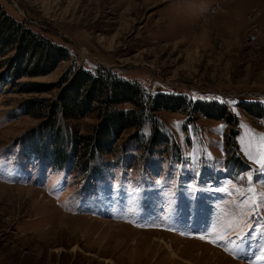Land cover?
Listing matches in <instances>:
<instances>
[{
	"label": "rangeland",
	"instance_id": "obj_1",
	"mask_svg": "<svg viewBox=\"0 0 264 264\" xmlns=\"http://www.w3.org/2000/svg\"><path fill=\"white\" fill-rule=\"evenodd\" d=\"M0 11L36 40L0 58V264H264V0H0ZM79 71L137 95L115 107L137 119L103 153L89 150L118 119L100 124L106 104L49 117L73 102Z\"/></svg>",
	"mask_w": 264,
	"mask_h": 264
},
{
	"label": "trees",
	"instance_id": "obj_2",
	"mask_svg": "<svg viewBox=\"0 0 264 264\" xmlns=\"http://www.w3.org/2000/svg\"><path fill=\"white\" fill-rule=\"evenodd\" d=\"M18 29H19V25L17 26L10 18L5 17L3 12L0 11V39L3 40V41H0V58H2V56L7 53L8 49H10V47H12L13 44H17L19 45V47L24 46L27 50L26 52L34 50V48L36 47L35 38L31 36V34L28 31H22L20 35H18ZM39 43L43 44V42H39ZM44 44H47V43H44ZM46 46L52 47L50 45H46ZM46 48L43 47V51L45 52L44 56L47 54L46 52L51 51V50H47ZM59 51H60L59 48H56V52L53 51L55 53L53 57H55L56 54L58 55ZM59 58L60 60H63V55L61 57L59 56ZM6 72L9 73L8 77H10L11 79H15L21 74V72H23V69H20V63H19L16 66V68H11V66L7 68ZM79 74H80V71L75 77H77ZM108 76L111 78L113 74L109 73ZM79 77L86 79L84 83L79 82V79H80ZM78 78L77 79L74 78V80L70 82L69 88L70 89L75 88V91L73 89V92L75 93V96H77L79 99H80V96L82 97L81 98L83 99L82 103H80L81 99L78 100L76 99L75 96H74L73 102H71L70 99L62 100L61 107H59L58 104H56L55 102V104L52 105L51 107L52 114H50L49 117L51 116V119H54L55 121V119L57 118V114L61 113L62 117L64 116L63 118L65 119H69V120L79 119L81 116L80 115L81 112L82 113L85 112V114L88 112L89 114V112L91 113L92 110H98L100 109L101 105L106 104L104 108L102 109L103 113L101 114L103 115L104 118L102 116H99V119L101 120L100 124L103 123L105 120L107 121V119L110 116H112V118L115 117L121 120L119 122L118 119H115L116 123H113V126L107 128V125H106L103 131L100 130L98 132L99 134L97 135L98 141L94 140L95 145H92L91 151L89 150V152H93L94 149H96L98 152H101V153L106 152L109 149L108 148L109 139L111 138L114 140V138H117L118 135L120 134L119 132L122 131V129L129 127V121H134L137 119V116L134 111L126 112L125 117H124L122 114L124 112H122L121 109L119 110L115 109L116 106L122 107L124 103L136 104L135 103L136 102L135 97L137 96L136 92L133 90V88L129 87L128 84L123 83L118 80L116 81L114 80L113 77L111 78L112 81H104V80H101L99 76H92L89 74L86 75V74L81 73L78 76ZM75 81L77 82L78 85L82 84L83 86H85L84 89L87 88V90L85 91L86 94H84V96L79 94L78 90L80 91V89L75 84ZM30 86H31L29 87V89H31L30 91H33L36 89L33 85H30ZM161 97L162 96H160L159 98ZM168 100L175 103V102H178V100H182V98L179 99V97H170ZM162 102H163L162 100H159V103H162ZM38 104L39 103H36L33 105L29 104L30 111L32 110L38 111V109L40 108ZM93 104H94V107L91 106ZM161 105L158 108H156V110L165 109V107H162ZM118 111H121V112L118 113ZM117 123L118 125H116ZM91 138L92 136L85 137L83 139L79 138V142L80 144L83 142L87 143L88 141L90 142V140L92 141ZM105 145L107 146L105 147Z\"/></svg>",
	"mask_w": 264,
	"mask_h": 264
},
{
	"label": "snow or ice",
	"instance_id": "obj_3",
	"mask_svg": "<svg viewBox=\"0 0 264 264\" xmlns=\"http://www.w3.org/2000/svg\"><path fill=\"white\" fill-rule=\"evenodd\" d=\"M258 137H259V140L261 141V148H262L261 161L264 162V134H258ZM199 238L202 240L206 239L205 236H200ZM220 238L222 239L223 237H220ZM208 242L214 243L215 241L209 240Z\"/></svg>",
	"mask_w": 264,
	"mask_h": 264
},
{
	"label": "bare ground",
	"instance_id": "obj_4",
	"mask_svg": "<svg viewBox=\"0 0 264 264\" xmlns=\"http://www.w3.org/2000/svg\"><path fill=\"white\" fill-rule=\"evenodd\" d=\"M40 202H43L42 200H39ZM41 205V204H40ZM42 205H44V204H42ZM41 205V206H42ZM43 207V206H42ZM208 248V247H207ZM209 249V248H208ZM211 250V249H210ZM217 254V253H216ZM219 257H221L222 259H224L225 261H231V260H229L228 258H224L222 255H220L219 253L217 254V257H213V260H214V262H217L216 260L219 258ZM222 259H219V260H222ZM224 261V262H225ZM223 264V263H222Z\"/></svg>",
	"mask_w": 264,
	"mask_h": 264
}]
</instances>
